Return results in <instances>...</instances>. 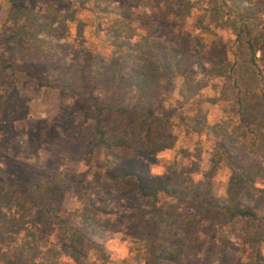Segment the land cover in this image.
<instances>
[{"label": "rangeland", "instance_id": "rangeland-1", "mask_svg": "<svg viewBox=\"0 0 264 264\" xmlns=\"http://www.w3.org/2000/svg\"><path fill=\"white\" fill-rule=\"evenodd\" d=\"M181 35L192 61L161 80L151 109L166 120L173 145L138 155L180 190H207L192 229L196 264L264 256V0H0V264H146L142 236L125 226L142 199L105 183L95 122L106 86L73 94L56 78L75 65L88 69L86 51L100 63L118 59L123 119L101 123L106 134L122 132L137 97L128 72L138 75L142 56L177 46ZM218 57L222 68L210 76ZM184 77L200 83L191 97L179 93ZM240 89L253 93L241 113ZM236 167L263 199L256 219L229 222L210 204L225 198ZM189 199L196 197L177 202L182 213L198 206ZM77 229L88 237L69 247Z\"/></svg>", "mask_w": 264, "mask_h": 264}, {"label": "trees", "instance_id": "trees-1", "mask_svg": "<svg viewBox=\"0 0 264 264\" xmlns=\"http://www.w3.org/2000/svg\"><path fill=\"white\" fill-rule=\"evenodd\" d=\"M189 49V37L181 35L177 46L164 45L160 50L142 56L138 75L128 72L137 97L130 109V125L118 133L106 134L101 123L108 115L115 124L123 119L124 107L117 102L123 95L120 83L123 73L118 59L112 57L100 63L96 55L86 51L83 60L91 63L88 69L75 65L62 71L56 78L57 87L68 89L73 94H80L95 82L106 86L105 100L96 106L95 122L97 143L105 152V183L113 190L135 193L142 199L143 205L131 210L125 226L129 232L142 236L147 251L146 264H181L183 261L196 264L200 260V247L192 239V229L194 218L203 209L207 190L198 193L180 190L172 177L161 179L150 174L146 162L138 155L140 149L156 151L173 145L166 120L153 116L151 109L153 99L159 95L161 80L179 74L191 63L193 57ZM251 53L252 59H255V48H252ZM222 65V57L213 58L207 74H217ZM199 89V82L184 77L179 93L191 97ZM239 91L237 106L241 113L246 104L253 102V93L246 92V89ZM251 144H254L253 140ZM256 190L248 171L236 167L228 179L225 198L210 204L229 222L242 218L256 219V212L263 206V199L256 195ZM189 196L196 197V200L188 201L198 206L192 213H182L176 204L180 199L187 200ZM81 223L90 233L95 232L91 220L84 219ZM74 235L68 243L72 248H75L76 242L81 244L82 239L88 237L80 229L75 230ZM254 264H264V256L256 254Z\"/></svg>", "mask_w": 264, "mask_h": 264}]
</instances>
